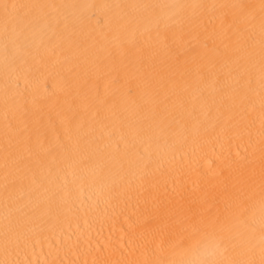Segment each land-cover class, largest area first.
<instances>
[{
	"label": "bare ground",
	"instance_id": "6f19581e",
	"mask_svg": "<svg viewBox=\"0 0 264 264\" xmlns=\"http://www.w3.org/2000/svg\"><path fill=\"white\" fill-rule=\"evenodd\" d=\"M0 264H264V0H0Z\"/></svg>",
	"mask_w": 264,
	"mask_h": 264
}]
</instances>
